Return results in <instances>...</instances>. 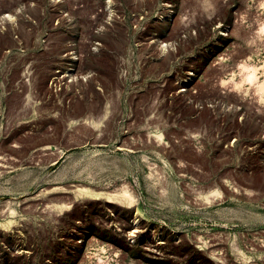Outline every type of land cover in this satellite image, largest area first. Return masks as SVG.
Returning a JSON list of instances; mask_svg holds the SVG:
<instances>
[{"label":"rangeland","instance_id":"rangeland-1","mask_svg":"<svg viewBox=\"0 0 264 264\" xmlns=\"http://www.w3.org/2000/svg\"><path fill=\"white\" fill-rule=\"evenodd\" d=\"M261 85L264 0H0V264H264Z\"/></svg>","mask_w":264,"mask_h":264},{"label":"bare ground","instance_id":"bare-ground-1","mask_svg":"<svg viewBox=\"0 0 264 264\" xmlns=\"http://www.w3.org/2000/svg\"><path fill=\"white\" fill-rule=\"evenodd\" d=\"M16 3H17V2H16ZM14 5H15V4H14ZM7 13H8V12H7ZM98 14H99V13H98ZM7 15H8V14H7ZM8 16H9V17H11V18H13V17H14V16L12 15V13H11V14H9ZM6 17H7V16H6ZM4 18H5V16H4ZM4 18H3V19H4ZM6 19H8V17H7ZM96 23H97V22H96ZM249 75H250V74H249ZM261 86H264V85H261Z\"/></svg>","mask_w":264,"mask_h":264}]
</instances>
